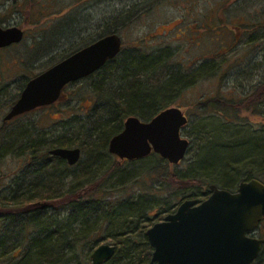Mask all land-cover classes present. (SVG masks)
I'll return each instance as SVG.
<instances>
[{"label":"trees","instance_id":"16d2710c","mask_svg":"<svg viewBox=\"0 0 264 264\" xmlns=\"http://www.w3.org/2000/svg\"><path fill=\"white\" fill-rule=\"evenodd\" d=\"M108 33L111 32L104 35ZM173 55L170 46L154 51L136 46L123 47L119 56L88 76L98 78L94 83L95 109L88 120L82 121L73 115L65 123L62 120V127L55 134L38 132L22 139L16 137L3 146L12 155L17 152L16 155L26 159L27 164L0 197V264H90V256L100 245L99 234L103 232L107 233L104 238L110 240L116 250L105 264H149L154 248L146 236V225L159 218L161 212H170L179 197L193 196L201 201L204 193L210 191L205 188L208 183L204 179L169 174L175 183L182 182L186 188L167 189V197H162L155 186L159 187L158 181L166 180L163 163L168 165L169 161L155 153L157 162L144 174L137 175L113 161L109 170L119 175L113 185L106 184L108 173L105 172L103 177L93 179L88 185L75 184L64 191L63 182L74 165L49 152L58 147L81 148L85 159L77 165L81 168V176L90 177L93 165L111 155L108 151L110 139L123 131L128 116L134 114L143 121L153 119L186 86L188 74L181 64H171ZM211 105L216 112H225L229 121H239L238 112L231 105ZM256 105L260 108V103ZM233 148H248V158H254L250 160L255 165L262 163L264 172V139L260 142L254 138L246 141L244 146L228 147L229 150ZM247 167L243 170L248 169L246 177L240 176L241 171H234L235 168H222L221 171L213 168L212 171L226 181L221 188L234 190L233 184L239 179L261 180L255 167ZM147 180L157 183L144 189L142 184ZM137 184L144 190L125 194L129 189L133 191ZM166 185L170 187L171 183ZM44 202L48 206L38 204Z\"/></svg>","mask_w":264,"mask_h":264},{"label":"rangeland","instance_id":"374dc122","mask_svg":"<svg viewBox=\"0 0 264 264\" xmlns=\"http://www.w3.org/2000/svg\"><path fill=\"white\" fill-rule=\"evenodd\" d=\"M196 1L185 0V4L192 7V11L188 13L180 8L148 12L146 18H144L145 22L132 24L127 29L108 30V23L111 22L110 18L120 8V5L113 4L117 0H34L32 3L28 2L27 4L14 6L0 0L2 24L5 27L17 25V27L24 26L27 28V35L23 41L10 50L13 57L10 68L3 64V61L9 56L5 53L0 55L2 78L4 81L10 80L11 82L10 87L0 89V131L2 132L0 133V151H2L0 154V197L8 191L7 187L18 175V171L27 164L25 163L26 159L16 155L17 152L12 155L3 146H6L16 137L22 139L25 135L35 136L38 132H45L48 135L55 134L62 127V120L65 123L73 115L77 119L86 121L89 115L94 113L93 104L97 100L94 93V83L98 78L94 76L87 77L66 85L55 104L45 108H36L31 112L13 117L8 122L4 121V116L22 93L26 84L25 78H32V76L42 73L54 66V63L95 42L97 38L104 36L107 32L120 34L124 48L136 46L154 51V49L170 46L174 51L171 64H181L186 73H192L193 76L196 75L197 77L198 82L194 83H192V80L187 79L183 90L178 92L176 97L168 103L169 106H179L189 117L187 126L182 129V135L190 139V148L180 164L174 165L169 162L167 165L163 163L165 164L164 175L167 178L162 180V183L158 181L161 189L158 191L159 187L155 186L157 193L163 194L162 197L166 198L167 189L186 188V185L182 182L175 183L172 177H168L169 174H175L182 178L204 179L208 183L205 187L208 190V186L214 183L221 187L225 185L226 181L221 179L218 173L212 171V169L216 168L221 171L222 168H230L234 170L236 165L237 168L234 171H241L240 176L242 177L248 176V169L245 172L243 171L247 166L255 167L256 172H259L258 177L264 182V172L261 169L262 163L255 165V162H251L254 158H248V148L247 150L244 148L228 149L229 146L233 147L238 144L244 146L246 141L256 139L255 132L258 133L259 131L256 129L261 128L264 132V113L261 114L258 111H262V108H256L258 102L252 103V100L243 99L242 101L233 98L230 101L221 100L205 104V101L211 96L217 95L221 91L231 93L233 88L239 90L242 84L231 82L224 86H217L215 82L201 80L199 64L202 62L204 55L203 43L206 44V47H215V45L212 32L207 31L205 39H202L200 34L195 32L198 23L196 19L199 18V11L206 12L209 7H214L213 3H216L217 0H198L201 4L200 7H195ZM244 9L249 16L263 17L264 23V0H246ZM230 10L232 11L231 8ZM239 12L236 11L235 13L239 14ZM165 17L168 22L160 25ZM151 19L158 24L148 25L147 22ZM104 23L107 24V27ZM209 25V29L212 30V23H209ZM33 27L41 30V32L32 33ZM182 32L184 35H182ZM259 45L258 48L261 49V43ZM210 51L213 50L210 49ZM9 74L10 77L8 78ZM253 82L257 83V81ZM259 83L260 81H258ZM243 84L251 85L253 83ZM212 103H217L219 106L231 105L237 110L239 121H229L224 116L226 113L216 112L217 110L213 108ZM84 159L85 156L82 153L80 161L82 162ZM113 161H117L122 164L124 169L134 171L137 175L145 173L151 164L157 162L154 154L142 160L138 159L135 163L119 162L118 157L111 154L96 162L90 172L92 175L87 178L81 176L79 164L74 165L68 170V176L63 182L64 191L69 190L75 184L88 185L93 179L103 177L105 172L108 173L106 184L113 185L119 177L118 173L109 170ZM247 162L248 165L246 166ZM240 181V179L236 181L232 189H235ZM168 182L171 183L170 187L166 185ZM151 183L157 182L147 180L146 183L142 184L143 188H148ZM141 187L137 184L133 187V191L129 189L125 194L144 190ZM205 188H203V191L206 190ZM201 190L198 191L201 192ZM182 199L179 197L178 200L173 202L177 205L172 206L170 212H161L159 218L149 222L145 231L154 223L163 221L167 215L175 212ZM106 235L107 233L104 232L99 234V244L111 243L110 240L104 238ZM258 235L264 236V224L260 226ZM261 254L262 256L255 262L256 264H264V249Z\"/></svg>","mask_w":264,"mask_h":264},{"label":"water","instance_id":"95a60500","mask_svg":"<svg viewBox=\"0 0 264 264\" xmlns=\"http://www.w3.org/2000/svg\"><path fill=\"white\" fill-rule=\"evenodd\" d=\"M23 37L20 27L4 29L0 24V47L19 43ZM122 47L120 34L108 33L33 76L4 121L56 103L67 84L98 72L109 60L119 56ZM188 122L189 117L179 106H169L148 121L130 115L123 131L110 139L108 151L119 162L158 153L178 165L190 148V139L182 135ZM49 152L70 165H77L83 153L78 147L52 148ZM237 189L233 193L211 184L212 194L203 203L185 199L175 212L154 223L146 232L154 248L149 264H251L256 261L264 238L250 236L249 232L264 218V183L252 178L241 181ZM38 204L48 206L47 202ZM115 252L114 245L100 244L90 256V264H105Z\"/></svg>","mask_w":264,"mask_h":264},{"label":"flooded vegetation","instance_id":"af4514ba","mask_svg":"<svg viewBox=\"0 0 264 264\" xmlns=\"http://www.w3.org/2000/svg\"><path fill=\"white\" fill-rule=\"evenodd\" d=\"M33 1L34 0H3V2L9 3L13 6L18 4H27L28 2L32 3ZM185 3V0H117V2L113 4L120 5V8H118L110 18L111 22L108 23L107 29H127L132 24L145 22L146 20L144 18H146L145 16L148 12H160L162 10H170L173 8L186 10L187 13L192 11V7ZM213 4L214 7H209L206 12L199 11V18L196 19L198 22L197 29L196 31L194 30L196 33L200 34L202 39L207 37V31L210 33L212 32V36L214 38L213 42L215 45V47H206V44L203 43L204 55L202 62L199 64L200 77H202L201 80L205 82H215L217 86H224L231 82L242 85L239 87V90H236V88L231 89V93L227 91H221L220 93H217V95L211 96L205 101V104H210V102L221 100L230 101L233 98H238L242 101L243 99H247L252 100V103H260V108H262L264 113V101H260L261 99H264L263 17L259 18L257 16H249L248 12L244 11V8L246 7V0H217L216 3ZM236 4L238 6H235ZM200 6L201 4H199V1L197 0L195 7ZM240 8H242V10H240ZM236 11H240L239 14L235 13ZM164 19L165 20H163V23L161 22L162 24L160 25H164L166 22H168L166 17ZM209 23H212L213 25L212 30L209 29ZM0 24L4 29L11 27H5L2 24L1 19ZM147 24L151 25L158 23L151 19L149 22H147ZM105 25L107 27V24ZM18 27L23 30L24 39L27 35V28L24 26ZM31 31L35 34L41 32V30L36 29V27H33ZM182 35H184L183 32ZM23 39L20 42H22ZM20 42L9 44V46L6 47H0V55L5 53L9 56L5 61H3V64H6L8 68H10L9 66L13 61L10 50L14 46L20 44ZM259 43L262 45L261 49L258 48L260 46ZM255 46L257 47L256 49ZM210 49L213 51H210ZM187 74L188 80H192V83L198 82L196 75L193 76V74L189 72ZM2 77V73H0V89L10 87V80L4 81ZM7 77L9 78L10 74ZM30 79L32 78H25L26 84ZM253 81H257V83ZM258 81H260L259 84ZM243 83L253 84L244 85ZM256 130H259L258 133L255 132L256 139L260 142L263 141V130L261 128ZM124 160L128 159L125 158ZM237 190L238 189L236 187L234 190L230 191L235 193ZM211 194V190L204 193V197L201 201H198L197 198L193 196L192 198L195 199L196 204H201L205 199L209 198ZM185 199H182V201ZM262 224H264V218L261 220L259 226L255 230L249 232V235L259 239L264 238V236L258 235L259 228Z\"/></svg>","mask_w":264,"mask_h":264}]
</instances>
